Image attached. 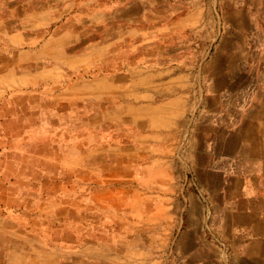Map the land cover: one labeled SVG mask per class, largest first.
<instances>
[{
  "label": "crops",
  "instance_id": "obj_1",
  "mask_svg": "<svg viewBox=\"0 0 264 264\" xmlns=\"http://www.w3.org/2000/svg\"><path fill=\"white\" fill-rule=\"evenodd\" d=\"M0 76L69 104L97 233L63 260L0 217V264H264V0H0Z\"/></svg>",
  "mask_w": 264,
  "mask_h": 264
},
{
  "label": "rangeland",
  "instance_id": "obj_2",
  "mask_svg": "<svg viewBox=\"0 0 264 264\" xmlns=\"http://www.w3.org/2000/svg\"><path fill=\"white\" fill-rule=\"evenodd\" d=\"M9 82L0 76V217L34 240L27 252L56 250L63 260L69 252L81 256L83 245L97 233L89 235L84 229L95 227L94 223L87 225L76 218L69 223V201L80 212L83 192L82 176L69 184V177L76 175H70L69 166L59 162L73 141L69 138V104L41 102L40 94L49 91ZM58 90L64 91V86ZM70 226L74 246H69Z\"/></svg>",
  "mask_w": 264,
  "mask_h": 264
},
{
  "label": "bare ground",
  "instance_id": "obj_3",
  "mask_svg": "<svg viewBox=\"0 0 264 264\" xmlns=\"http://www.w3.org/2000/svg\"><path fill=\"white\" fill-rule=\"evenodd\" d=\"M50 136V135H49ZM48 139V138H47Z\"/></svg>",
  "mask_w": 264,
  "mask_h": 264
}]
</instances>
